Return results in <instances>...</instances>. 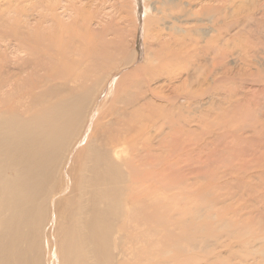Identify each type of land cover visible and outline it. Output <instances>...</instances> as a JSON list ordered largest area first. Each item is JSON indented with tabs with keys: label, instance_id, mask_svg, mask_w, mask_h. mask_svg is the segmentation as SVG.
<instances>
[{
	"label": "bare ground",
	"instance_id": "bare-ground-1",
	"mask_svg": "<svg viewBox=\"0 0 264 264\" xmlns=\"http://www.w3.org/2000/svg\"><path fill=\"white\" fill-rule=\"evenodd\" d=\"M181 1L185 6L198 3L197 12L210 15L205 0ZM80 2L64 6L61 0H0V264H46L47 258L49 264H112L118 248L113 241L121 235L118 226H127L125 234L140 239L144 227L158 226L156 220L145 222V214L156 215L164 206L175 210L177 162L172 155L177 126L182 124L176 110L185 107L183 103L177 107V102L209 94L208 88L195 92L189 87L194 78L190 70L203 68L204 63L197 62L210 48H189L187 37H194L193 29L184 27L188 20L181 21V16L187 19L192 10L188 6L190 12L181 13L184 6L180 16L169 10L162 16L171 21V32L152 35L155 42L148 46L147 63L133 67L137 55L121 38L130 18L126 7L133 5L122 4L117 18L116 3L106 11L108 0ZM146 2L148 14L151 5ZM131 9L141 16L140 0ZM144 15L149 28L152 20ZM214 22L210 40L217 45L211 43V54L213 65L222 71L219 60L224 54L218 43L229 30L224 31L221 21ZM243 51L247 53L243 63L255 64L254 54L247 47ZM184 72L190 75L175 85ZM166 87L175 94H165ZM79 125L83 131L89 127L82 147L74 141ZM181 127L191 131L189 123ZM79 156H84L82 162ZM142 164L153 170L138 182L133 172ZM162 178L167 182L160 184ZM46 197L52 198V207ZM43 233L47 242L42 241ZM79 249L84 256L76 254Z\"/></svg>",
	"mask_w": 264,
	"mask_h": 264
},
{
	"label": "rangeland",
	"instance_id": "rangeland-1",
	"mask_svg": "<svg viewBox=\"0 0 264 264\" xmlns=\"http://www.w3.org/2000/svg\"><path fill=\"white\" fill-rule=\"evenodd\" d=\"M61 1L64 6H70L68 4L74 0ZM80 1L82 0H76L78 4L81 3ZM151 1L155 0H140L141 16L138 14L139 8L138 13L137 9L130 10L136 0H115V2L108 0L105 4L106 11L111 10V5H120L115 10L117 13H114L117 18L122 15L120 7L128 6V3L133 5L126 8L130 12L133 10L135 16L128 13L127 17L130 18H126L128 20H125L124 24L127 30L125 34L120 33L128 49L137 55L133 67L145 66L147 63L148 58L145 56L147 49L155 42L151 40L154 39L152 35L160 30L165 33L171 32L169 29L172 26L171 21L164 20L162 16L171 12L180 16V11L186 7L181 13L192 11L187 19L181 16V21H189L184 27L193 29L190 34L195 37L191 38L188 34L189 48L201 47L207 50L205 48L207 47L211 50L212 44L217 45L210 38L212 39L211 34L216 26L214 21H221L225 26L224 31L229 30V32L224 35L225 40L222 39L221 43H218L224 54L219 63L222 62L224 67L226 65L232 70L223 67L221 71V68L214 66L212 50L208 53L204 52V56L201 55V59L199 58L197 63L200 61L204 63L203 68L198 71L190 70L194 78L190 79L189 89L200 92L208 88L210 91L201 99L187 102L180 98L177 102V107L185 104L182 111L176 110L180 115L178 118L182 121L181 126L189 123L191 131L180 125L177 126L179 131L176 134V142L179 145L177 143L176 151L172 155L177 162L173 174L175 210L172 211L170 207L164 206L156 215L145 214V222L156 220L158 226L153 230L144 227V235L140 239H136L133 234L127 236L126 225L123 226L126 228L118 226L121 235L113 241L118 248L115 250L116 257L112 264H264V0H205L204 7L210 11V15L200 14L201 6L198 3L185 2V6L181 0L175 2L170 0L173 4L169 0H157L158 3ZM145 2L151 5L150 7L148 5V14L145 10ZM176 2L179 6L175 5ZM152 5L160 6L159 11L150 9ZM188 6L190 10L187 9ZM145 12L146 18L152 20L151 23L149 22L151 29L144 23L147 21L144 19ZM155 18L159 19L158 23L154 21ZM132 19H134L133 24ZM130 25L134 28L132 29L133 26ZM112 28L115 29L113 24ZM199 31H205L202 33L203 36H200ZM203 41L206 43L203 44ZM244 47H247L249 53L254 54L251 59L255 64L252 66L243 63L247 58L246 51H243ZM15 60H19V57ZM197 63L194 62L196 67H198ZM190 73L184 72L178 75V78H175V85H180L181 79L189 76ZM164 90L167 95L175 94L172 87H166ZM158 103L167 104L165 101ZM162 121L163 119L160 123ZM79 126L74 141L82 147L86 142L85 135L88 133L86 129L89 127L85 126L83 131L82 125ZM80 131L83 133L79 137ZM158 138L156 143L159 141ZM114 146L111 145L110 148ZM185 146L190 149L184 151ZM68 147L69 150L73 148L70 144ZM123 149V157L128 159ZM83 160L84 156H79L78 161ZM143 164L135 168L133 179L138 181L140 176L145 173L149 175L153 170L150 165L148 167ZM130 171L128 169V172ZM166 182L167 180L162 178L160 184ZM51 200L52 198L48 201L49 207H52ZM52 212V209L50 212L48 210L47 217L52 215ZM49 223L45 228L49 227ZM132 232L137 233L138 230L132 229ZM44 236L45 233L42 235V241L47 242ZM125 249H128V254H124ZM49 252L53 256L52 248ZM76 254L84 256L83 249H79ZM148 258L150 259L144 261ZM48 259L46 264H49ZM76 264L83 263L78 261Z\"/></svg>",
	"mask_w": 264,
	"mask_h": 264
}]
</instances>
